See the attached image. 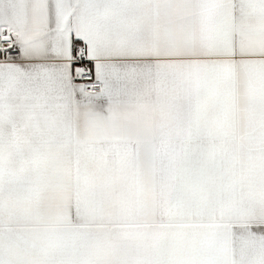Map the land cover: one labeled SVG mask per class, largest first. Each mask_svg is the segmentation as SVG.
I'll return each mask as SVG.
<instances>
[{
	"label": "snow or ice",
	"instance_id": "6c2138e0",
	"mask_svg": "<svg viewBox=\"0 0 264 264\" xmlns=\"http://www.w3.org/2000/svg\"><path fill=\"white\" fill-rule=\"evenodd\" d=\"M0 264H264V0H0Z\"/></svg>",
	"mask_w": 264,
	"mask_h": 264
}]
</instances>
